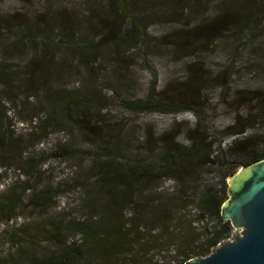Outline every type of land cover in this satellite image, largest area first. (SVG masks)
Returning <instances> with one entry per match:
<instances>
[{
    "label": "trees",
    "instance_id": "obj_1",
    "mask_svg": "<svg viewBox=\"0 0 264 264\" xmlns=\"http://www.w3.org/2000/svg\"><path fill=\"white\" fill-rule=\"evenodd\" d=\"M57 1H48L49 6L39 11L40 15L34 14L35 18L33 16L19 21L18 32L13 28L17 24L7 25L9 22L5 19V23L0 25V56L17 43L38 39L57 48L64 47L78 53L91 69V76L88 79L81 78L78 88L67 90L62 87L49 94L46 101L38 103L43 109V117L34 114L28 120L30 124L34 123L31 133L36 135L37 141L48 138L61 128L70 131L71 139L68 142H57L51 148L50 156L54 159L63 162L73 160L79 141L87 147L88 157L77 168L75 177L58 186L59 188L67 184L73 191L81 192L79 211L82 217L78 220L45 224L41 228L42 231L46 229L45 236L49 235L52 239L56 237L50 248H43L41 240L30 246L29 251L21 254L17 260L9 258L6 264H184L192 258L206 257L233 232L230 222L221 217V207L228 199L226 179L238 168L264 160V146L259 149L264 145V140H261L264 134L248 133L246 127L241 128V122L244 120L246 123L248 119L236 112L232 122L224 126L223 130L215 131L209 126L207 138L196 139L186 134L189 142L186 144L181 134H175L170 141L171 147L168 144L162 146L159 142L156 146L149 147V136L139 135L135 131L134 145L125 128L112 130L110 119L102 117L101 113L108 109V103L117 102L129 114L159 112L169 114L174 121L184 115L179 121L184 125H188L187 119L190 116L197 123H210L203 113L196 110V96L191 95L189 102L183 104L172 103L167 96H153L155 86H151L143 99H133L126 97V94H120L124 92V86L119 82L118 88L112 89V98L104 96L110 85L107 84V87L102 82L105 69L98 52L102 35H108L106 30L123 19L140 30L143 22L136 16L142 12V6H134L133 2L127 0H79L76 8H67ZM247 9L239 5L229 11V14L244 11L245 17ZM224 15L214 14L204 25H218L217 21ZM148 17L153 15L149 14ZM77 23L81 25V29L77 28ZM201 25L198 21L190 29L182 28L183 30L178 31L192 35L193 30ZM246 28L250 26L240 27L234 23L229 25L230 31L241 39L248 38L242 30ZM142 39L147 42L146 31ZM119 40L122 44L132 45L124 33ZM67 60L72 61L62 60L61 65L65 64L72 70L74 62L67 63ZM41 64L42 61L33 59L26 65L25 70L15 71L12 70L14 67L0 63L2 93L19 91L24 94L23 97L18 95L11 103H15L19 97L22 98L21 103H32L33 76L46 77L52 72L50 67L44 70V65ZM194 66L195 60L188 63L189 69ZM196 82L195 77L186 80L183 85H193ZM222 87L221 85L219 89L222 90ZM235 90L231 95L232 100L236 98L235 93L239 95L243 92H251L249 103L261 100V93L264 96V88L259 91L242 88ZM3 104L4 101L0 100V131L1 126L8 120ZM173 125L170 130L156 135L157 139H165L171 135ZM193 131L187 127L183 136ZM219 131L225 133L221 138ZM3 135L0 133V141L9 139L7 135ZM139 139L141 142H137ZM10 148L11 145L7 149L11 150ZM15 153L17 152L12 151L11 161L20 158ZM4 159L7 158H0V171H6L12 165L4 162ZM190 164H196V169L188 174L186 167L191 169ZM37 167L38 165L31 172H25L26 180L21 183L23 186L18 196L0 198V225L8 223L13 218V210L26 200L32 201L30 207L36 210L41 209L42 204L39 201L46 194L50 193L49 200L57 198L58 188L57 191H52L44 189L40 184L33 185L32 181L37 179L39 173ZM211 168L218 172V182H215L218 183V188H212L211 185L214 184L204 187L198 184L202 170ZM167 180L177 184L175 190H160L158 184ZM191 210L194 211L196 221L206 219L211 224L194 226ZM71 231L80 236L79 241L69 242L64 239ZM9 233L6 229L1 235L9 238ZM10 237L9 242L12 241L13 233H10Z\"/></svg>",
    "mask_w": 264,
    "mask_h": 264
},
{
    "label": "rangeland",
    "instance_id": "obj_2",
    "mask_svg": "<svg viewBox=\"0 0 264 264\" xmlns=\"http://www.w3.org/2000/svg\"><path fill=\"white\" fill-rule=\"evenodd\" d=\"M48 1L52 0H0V25L7 19L9 22L7 25L17 24L13 28L15 32H18L19 21L22 22L33 16L35 18L34 14L40 15L39 11L49 6ZM78 1L58 0L57 2L67 8H76ZM127 1L133 2L134 6L143 7L142 12L136 16L143 23L138 30L124 19L119 20L117 24L111 25V28L106 30L108 35H102V42L98 47L105 69L102 82L107 87V84L110 85L104 96L112 98V89L118 88V82L124 86L122 89L124 92L120 94H126V97L133 99H143L151 86H155L152 91L153 96L157 98L167 96L172 103L182 102L183 104L189 102L191 95L196 96L198 98L196 107L191 103L186 104L203 113L210 125L204 121L197 123L193 116L188 117V125H184L179 123L185 117L184 115L174 121L169 114L159 112L129 114L113 100L114 102L108 103V109L101 113L102 117L110 119L112 130L125 128L130 133V139L134 145L136 131L139 135L149 136L147 137L149 147L156 146L158 142L162 143V146L168 144L171 147L170 141L173 135L181 134L186 144L189 143L186 134L196 139L207 138L209 126L215 131H221L224 126L232 122L234 114L240 112L248 119L246 123L244 120L241 122V128L246 127L248 133L264 134L262 93L259 94L262 99L252 103H249L251 92L250 94L243 92L239 95L235 93L236 98L231 99L236 88L248 91H259L264 88V0ZM239 5L248 8L245 17L244 11L229 14V11ZM34 11L37 12L34 13ZM217 13L225 14L220 21H217L218 25L209 23L204 25V22H208ZM149 14L153 17L147 18ZM198 21L202 25L197 30H193L192 35L178 31L182 28L190 29ZM233 23L240 27L250 26V28L242 29L247 39H241L236 33L233 34L232 30L230 31L229 25ZM77 28L81 29L79 23ZM145 31L148 37L147 42H143L144 39H142ZM122 33L132 43L131 46L121 43L119 37ZM33 59L42 61L44 70L50 67L52 72L46 77L33 76L32 103H21V97L15 103H11L18 95L23 97L24 94L19 91L4 94L0 88V100L4 101L3 106L8 116L7 122L1 126L0 133L9 138L0 141V158L3 156L7 158L4 162L12 164L6 168V171H3L4 169L0 171V198L3 197L2 199L7 196H18L23 186L21 183L26 180L25 172H31L30 170H34L36 165H38L39 173L37 179L32 181L33 185L40 184L44 189L57 191L59 185L75 177L77 168L88 157L87 147L79 141L76 145L78 148L76 157L73 160L63 162L52 158L51 148L57 142H68L71 139L70 131L67 128H61L55 130L48 138L37 141L36 135L31 133L34 123L30 124L28 120L34 114V116L43 117V109L38 103H43L49 94L62 87H66L67 90L72 87L78 88L81 85V78L88 79L91 76V69L78 53L64 47L57 48L38 39L15 44L10 51L0 56V63H4L7 67H14L12 70L23 71ZM66 59L72 60H67V63L74 62L72 70L65 64L61 65L62 60L66 61ZM193 60L196 61V66L189 69L188 63ZM97 66L99 68L98 64ZM195 77L196 83L183 85V82ZM221 85L222 90L219 89ZM172 122L176 124L173 125ZM172 125L171 135L165 139H157L156 135L170 130ZM187 127L194 131L185 133L183 136ZM220 131L221 138L225 133ZM261 140H264V135ZM9 145L11 150L7 149ZM12 151L17 152L20 158L11 161ZM46 154H48L47 157ZM40 162L43 165L39 169ZM190 165L191 169L186 167L188 174L196 169V164ZM241 168L237 170L241 172ZM205 170H202L198 184L203 187L214 184L211 185L212 188H218V183H215L218 182V172L212 168ZM226 181L229 185L231 179L228 177ZM158 185L160 190L163 189L165 192L175 190L177 187V184L170 180ZM72 189L67 184L59 187L58 196L54 200H49L50 193L46 194L39 201L42 204L41 209L32 210L30 207L32 201L26 200L13 210L11 214L13 218L8 223L0 225V264L9 262V258L17 260L21 254L29 251L30 246L41 240L43 248H50L56 237L52 239L49 235L45 236L46 229L43 231L41 229L45 224L62 220L65 222L78 220L82 217L79 211L81 210L79 207L81 192ZM190 212L195 222L194 226L211 224L210 220L206 222V219L196 221L193 216L194 211ZM6 229L13 233L11 242H9L10 233L9 238L1 235ZM64 239L69 242L79 241L80 236L71 231Z\"/></svg>",
    "mask_w": 264,
    "mask_h": 264
},
{
    "label": "water",
    "instance_id": "obj_3",
    "mask_svg": "<svg viewBox=\"0 0 264 264\" xmlns=\"http://www.w3.org/2000/svg\"><path fill=\"white\" fill-rule=\"evenodd\" d=\"M229 179L221 217L230 222L231 236L206 257L184 264H264V160L232 172Z\"/></svg>",
    "mask_w": 264,
    "mask_h": 264
}]
</instances>
